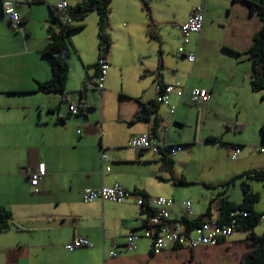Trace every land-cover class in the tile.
Here are the masks:
<instances>
[{
    "label": "crops",
    "instance_id": "1",
    "mask_svg": "<svg viewBox=\"0 0 264 264\" xmlns=\"http://www.w3.org/2000/svg\"><path fill=\"white\" fill-rule=\"evenodd\" d=\"M9 1L16 4L24 26L14 29L0 5V207L12 214L9 230L0 233V264H239L240 257L249 249L244 232L234 231L215 246L192 250L170 247L153 254L151 240L141 237L145 216L133 201L84 203L82 191L118 184L147 198H171L169 217L176 222L203 216L219 191L212 193L204 187L203 184L210 185L209 175L204 173L206 164L198 165L192 157L196 148L207 144V138H220L223 147L225 144L240 147L235 160L224 149L234 161L219 170L227 178H235L253 168L264 171L263 162L252 160L261 153L258 146L260 128L264 125V98L262 93L250 88L251 62L246 54L260 27L247 2L258 0H190L184 11L176 12L173 19L180 26L187 21L192 8L200 4L205 7L201 32L191 34L188 42L183 41L185 45L193 44L194 48L187 46V50H193L195 62H187L190 64L187 73L183 70L184 63L177 62L171 75L163 59L159 69L158 39L152 40L146 35L150 20L146 17L139 27L129 24L134 13L139 17L136 4L119 0L120 4L116 5V0H112L113 16H119V23L115 30L109 31L112 46L105 58L108 71L104 89L99 92L96 114H88L96 105L88 101L85 82L94 80L95 88L98 82L97 14L89 13L81 21L83 28L69 35L73 48L69 68L73 64V71L78 66L79 70L75 78L68 72L67 101L64 102L59 93L37 89L38 83L51 78L52 61L42 55L48 43L51 11L43 0ZM66 1L75 6L81 0ZM85 19L87 25L83 23ZM151 21L156 24L152 18ZM85 26L87 30L79 33ZM152 27L153 24L151 34L157 38ZM140 31L142 46L134 52V37ZM118 37L124 39L119 42L123 54L116 48ZM144 45L151 51L141 49ZM114 78H119L122 93L129 102L120 106L117 114H104ZM176 83L184 89V95L180 102L171 96L170 103L175 106L171 113L169 107L156 102L157 87ZM82 86H86L84 110L82 114L72 115L69 106L79 107V97L71 99L68 93H79ZM196 88L210 91L209 100L198 107L188 101L189 92ZM151 101L158 105L151 121L131 123L141 103ZM66 104L68 110L64 111ZM154 118L157 120L155 134L151 131ZM235 125H242V131L234 132ZM250 129L258 130L260 139L244 140V136L230 139L226 134L232 131L247 135ZM142 134H148L161 145L181 146L179 156L176 153L171 158V172L162 168L159 156L128 149L130 139ZM102 154L108 160L101 161ZM39 163L45 164V176L32 187L29 177ZM107 167H110L108 172ZM179 178L194 185L178 186L173 179ZM248 182L260 197L255 210L264 214V184ZM183 189L189 190L187 195L201 193L206 202L197 201L193 205L190 200L182 201ZM205 190L209 192V199ZM184 202L191 204L189 216L184 212ZM217 215L212 208L209 219ZM263 230L264 226L261 233ZM254 233L259 235L255 229ZM130 234L137 237L133 251L125 249ZM75 238L86 239L92 247L65 250L64 246ZM110 251L116 256L110 257Z\"/></svg>",
    "mask_w": 264,
    "mask_h": 264
},
{
    "label": "trees",
    "instance_id": "2",
    "mask_svg": "<svg viewBox=\"0 0 264 264\" xmlns=\"http://www.w3.org/2000/svg\"><path fill=\"white\" fill-rule=\"evenodd\" d=\"M68 3V2H67ZM111 3L112 0H81L75 6H70L68 14L71 18V24L64 26L57 22L53 13L51 12L50 26L47 29L48 43L42 50V55L48 57L52 61L51 78L44 82L38 83V91L47 93H59L63 101H67L66 97V82L69 72V35L71 33L80 31L83 28L81 21L91 12H95L98 16L97 21V52L98 60L100 58H106L110 52L112 46V40L109 33L110 16H111ZM141 7L146 11L149 17V23L147 25L146 35L149 38L156 39L151 34V16L149 7L146 0H139ZM250 13H254L260 22V27L254 35L251 45L246 51L251 62V76H250V88L253 92L262 93L264 98V0H258L257 3L247 2ZM50 10V9H49ZM51 11V10H50ZM76 22V23H74ZM159 69H162V57L161 51H158ZM97 68V66H96ZM98 74V69H97ZM86 86H82L79 92V108L83 111L84 106V92ZM141 107L134 113L133 122L149 123L151 117L157 114L158 105L156 102L151 101L140 105ZM82 114V113H81ZM154 124L151 128L153 134L157 130V120L153 119ZM229 129V127H226ZM242 125H235L233 127L234 132H241ZM261 141L264 143V125L260 128ZM207 143H220L223 144L220 138L209 137L206 140ZM259 150V148H258ZM162 168L171 172L172 160L170 156L161 154ZM236 180H240V188L242 192L241 202L239 204L233 203L229 200L227 195V189L229 185ZM248 181H258L264 184V171L263 170H250L235 178L228 180L220 186H211L203 184L205 188L209 190H219L211 199L210 205L207 208L205 214L193 220H187L185 218L180 219L181 223L186 229H190L201 225L204 219H209L211 216V209H215L217 212V219L227 220L230 213H234V219H236L235 231L246 233V239L249 245V249L245 251L240 257L239 264H264V230L261 235H256L254 229L264 220V214L255 210V205L259 202V194L254 193L251 190ZM173 182L178 186H191L193 182L187 181L185 178L173 179ZM142 195V194H141ZM143 196V195H142ZM145 197V196H143ZM242 213H246L243 217ZM12 218L10 211L3 207H0V233L6 232L10 228L9 220Z\"/></svg>",
    "mask_w": 264,
    "mask_h": 264
},
{
    "label": "built area",
    "instance_id": "3",
    "mask_svg": "<svg viewBox=\"0 0 264 264\" xmlns=\"http://www.w3.org/2000/svg\"><path fill=\"white\" fill-rule=\"evenodd\" d=\"M53 13L57 22L67 26L71 24V18L68 14L69 4L66 0H43ZM0 5L4 17L8 20L14 29L24 26L22 15L17 11L15 3L9 0H0ZM204 4H200L191 9L187 21L178 26L183 41L188 42V37L191 34L200 33L204 23ZM178 55L186 59L190 63H194L196 56L192 52H186L183 49H178ZM97 79L96 89L101 93L104 89V82L108 71V63L105 58H100L97 62ZM184 95V89L178 84H168L157 87L156 102L158 104L169 107L170 112L175 111V106L171 105V96H175L180 102ZM210 97V91L207 89H193L189 92V104L195 107L207 102ZM69 112L72 115L81 114L80 108L75 105L69 106ZM128 149L133 151H143L159 156L166 154L170 157L174 156L181 150V146H166L158 144L148 134L135 136L128 142ZM224 149L228 152L231 160H235L240 154V147L225 144ZM259 152L264 153V143L259 147ZM108 160L106 154L101 155V161ZM110 171V167L106 168ZM45 176V164L39 163L37 170L30 174L29 180L32 187L38 185L39 180ZM82 200L84 203L93 201L123 203L133 201L136 206L141 209L142 215L145 216V222L141 237L151 240V248L153 254H158L163 250L174 248L195 249L199 246H215L222 240H225L233 234L236 229L237 221L234 219V213H230L227 220L207 219L201 225L186 229L178 221L170 220L169 209L173 205V200L167 197L147 198L140 194L129 192L115 184L113 186H101L98 189L85 188L82 191ZM183 209L186 215H191V204L183 203ZM245 217L246 213H242ZM136 235L130 234L127 236L125 249L133 251L136 249ZM92 244L84 238H75L70 243L64 246L65 250L71 251L79 248H89ZM110 257L116 256L114 251L108 253Z\"/></svg>",
    "mask_w": 264,
    "mask_h": 264
},
{
    "label": "rangeland",
    "instance_id": "4",
    "mask_svg": "<svg viewBox=\"0 0 264 264\" xmlns=\"http://www.w3.org/2000/svg\"><path fill=\"white\" fill-rule=\"evenodd\" d=\"M126 1V0H125ZM133 1L136 6H137V11L139 14V17L134 13V15L132 16V19L130 20V23H134L135 26L139 27L140 26V22L142 21L144 23L145 18L147 17L149 19V17L147 16L146 11L141 7V4L139 3L138 0H130ZM148 7H149V11H150V16L152 18V20L156 21V24L153 23V27L152 30L154 31V34L157 36V45L158 47L161 48L162 51V59H163V64L165 65L166 69L168 70V75L174 74V70L177 67V62H182L183 64V70L186 71V73L190 70V64L187 63L188 61L184 58H181L178 55V49L181 48L186 52H191L187 50V46H192V48H194L193 44L191 45V43L185 45L183 44V38L181 37L180 33L177 31V27L179 26L178 24H176L174 18V14H176V12H182L186 9L188 3H190V0H146ZM114 4H120L119 0L114 1ZM123 2V1H122ZM113 2L111 5V16H110V26H109V31L111 33L112 28L115 30V27L118 25L119 23V16L118 15H114L113 16ZM93 14H96L95 12ZM87 20L85 19L83 23H85V25H87ZM76 23V22H74ZM87 26L84 27L83 31L79 32V33H83L85 32V30H87ZM140 34V36H142V32H137V36ZM75 36V35H73ZM117 36V34H116ZM135 35L134 37V41L136 42V44L133 45L134 48V52L140 47L142 46L140 43L141 37H137ZM149 38V37H148ZM116 48L118 49V52L122 53V50L119 47V42L120 41H124L121 40L119 37L116 38ZM150 39V38H149ZM192 39V37L190 38ZM153 40V39H152ZM69 43V41H68ZM147 45H144L141 49L148 50L146 48ZM150 46H154V44L150 45ZM69 47L70 50H73L72 46L69 43ZM151 49V47H150ZM151 51V50H148ZM126 53V50H125ZM123 54V53H122ZM123 60V56H121ZM76 60V59H75ZM79 62V61H78ZM80 67L83 69L81 63L79 62ZM78 66V65H77ZM69 72H71V74L73 73L74 78L76 77V74L78 73L79 70V66L76 67V69L73 71V64L71 65V67L69 68ZM84 72V69H83ZM85 74V72H84ZM86 75V74H85ZM194 77H195V73H194ZM86 86H87V92L86 95L88 96V101H90V103L93 105H96V109L93 110V112H88V114H96L97 111L99 110V91L96 90L95 86L93 85V83L90 80H86ZM195 83V80H193V84ZM70 89V88H68ZM67 90V89H66ZM123 91V85L120 82L119 78H114L113 80V84L110 88V91L107 90L103 92V94L107 93V99L105 101V108H104V114H117L118 113V109L120 108V106H124L127 102H129L126 98L127 96L125 94L122 93ZM71 96V99H73L74 96H76V99H78L79 97V93L78 92H69L68 93ZM20 96H14L13 98H19ZM65 107L63 108L64 111L68 110V104L64 105ZM195 109V108H194ZM228 138L230 139H237L239 137H243L244 140H246V138H250V137H254V139L259 138L260 139V133L259 131H251V129L248 131L247 135H241L239 134H233L232 131L227 132L226 133ZM236 135V136H235ZM223 144H218V143H207L205 145H203V147L201 148H196L193 153H192V157L195 158L196 162L198 165H200V162L205 163L206 167L204 168L205 171L204 173L209 175L208 176V183L210 185L213 186H220L223 183L227 182L228 180H230V178H227L226 175L221 174L220 173V168L221 167H228L227 164L228 163H232L234 161H231L229 159V157L227 156V153L224 150V147L222 146ZM262 145L261 140H259V146L258 148ZM257 150V149H256ZM258 156L254 157L253 163L254 162H263L264 163V153H257ZM178 156H179V152H178ZM208 164L210 166H208ZM253 164L249 163V166L252 167ZM255 168H253L252 170H254ZM248 172V171H247ZM204 175V174H203ZM185 191H183L182 193L184 194L182 196V201L185 200H190L191 203L194 205L195 203H197V201H201V202H206L203 201L202 198L200 197V194L198 192V194L194 193L193 195H187L188 191L187 189H183ZM196 190V189H193ZM203 191V189H202ZM212 191V193H215L216 190H210ZM205 193L207 194V199L210 198V195L208 194L209 192H207L205 190ZM227 193H228V197L231 201L233 202H240L241 201V197H242V192H241V188H240V180H236L234 183H232L231 185H229L228 189H227ZM186 194V195H185ZM195 196V197H194ZM209 202V201H207ZM264 226V221H262L260 223L259 226H257L255 228V231L257 234H262L261 230L262 227Z\"/></svg>",
    "mask_w": 264,
    "mask_h": 264
}]
</instances>
